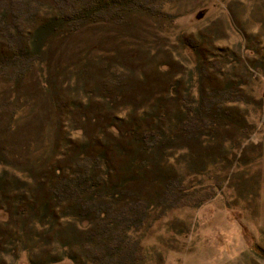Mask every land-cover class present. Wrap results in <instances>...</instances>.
Masks as SVG:
<instances>
[{"label":"rangeland","instance_id":"rangeland-1","mask_svg":"<svg viewBox=\"0 0 264 264\" xmlns=\"http://www.w3.org/2000/svg\"><path fill=\"white\" fill-rule=\"evenodd\" d=\"M58 2L0 0V51L11 54L12 38L36 28ZM160 3L153 17L132 14L62 31L30 63L0 61V176L19 192L37 187L55 162H66L67 148L100 134L99 122L85 123L80 106L119 124L123 108L161 96L164 62H172L187 81L230 100L233 115L207 128L202 142L191 141L200 156L182 162L184 189L155 199L134 232L137 244H129L143 254L129 264H264V0ZM120 80L135 87L117 93ZM225 86L226 93L218 91ZM196 161L200 169L191 172ZM142 185L139 191L154 194ZM22 220L0 207V229L18 232ZM76 225L79 234L92 226ZM48 241L29 253H0V264H33L58 247Z\"/></svg>","mask_w":264,"mask_h":264},{"label":"trees","instance_id":"trees-1","mask_svg":"<svg viewBox=\"0 0 264 264\" xmlns=\"http://www.w3.org/2000/svg\"><path fill=\"white\" fill-rule=\"evenodd\" d=\"M58 1L55 12L36 28L26 30L25 39L22 35L12 38L13 52L7 56L0 51V61L30 63L40 58L54 35L67 29L117 17L125 21L132 14L153 17L162 11L161 0ZM164 63L167 68L158 83L161 96L152 103L132 102L119 112V124L114 123V116L102 112L84 114L87 108L80 106L85 123L99 122L100 134L67 148V163L55 162L37 187L19 192L6 176H0V207L23 217L18 232L0 229L1 255L16 256L19 250L29 253L48 240L58 247L30 259L33 264L66 258L75 264H129L143 254L140 246H129L137 244L131 243L134 232L147 219L156 198L167 200L168 191L177 193L179 186L184 189L182 162L200 156L191 141L202 142L207 128L227 124L233 115L226 106L230 100H216L214 87L205 92L201 84L187 81L186 73H179L172 62ZM130 85L134 86L129 80H120L117 93L129 92ZM218 91L226 93V86ZM191 164L190 171L198 172L199 163ZM142 184H148L154 194L139 191ZM78 222L92 226L88 225L87 232L74 233Z\"/></svg>","mask_w":264,"mask_h":264}]
</instances>
